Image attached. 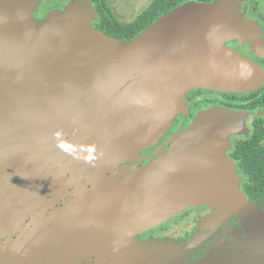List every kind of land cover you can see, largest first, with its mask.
Returning <instances> with one entry per match:
<instances>
[{"label": "water", "instance_id": "1", "mask_svg": "<svg viewBox=\"0 0 264 264\" xmlns=\"http://www.w3.org/2000/svg\"><path fill=\"white\" fill-rule=\"evenodd\" d=\"M246 1L187 2L135 39L120 41L93 29L98 14L89 0L71 3L41 22L33 17L39 0H0V237L19 225L11 214L16 200L37 193L40 199L52 196L54 188L61 192L66 184L59 177L67 173L89 177L88 182L101 179L95 195L100 211L117 214L92 221L95 216L91 213L89 220L86 212L87 206L90 212L93 208L90 199L75 200L71 211L81 210L89 220L88 232L99 234L94 250L118 239L102 236V231H117L114 219L106 218L127 213V219L140 221V233L190 207L214 210L205 230L177 253L145 263L152 254L134 245V234L126 240V245L133 243L131 253L118 264H178L234 215L242 220V229L232 235L235 242L187 264H264L258 251L264 213L239 188L226 155L230 136L245 129L242 113L222 108L201 113L166 140L167 151L158 148L156 159L138 163L141 153L156 147L185 111L189 91L255 89L260 69L226 47L239 39L261 50L242 12ZM44 137L53 138L57 147L38 156L35 170L30 162ZM43 157L53 169L42 163ZM133 161L137 164L121 167ZM14 185L18 187L3 197L1 190ZM33 237L29 234L14 252H0V264L35 260Z\"/></svg>", "mask_w": 264, "mask_h": 264}, {"label": "flooded vegetation", "instance_id": "2", "mask_svg": "<svg viewBox=\"0 0 264 264\" xmlns=\"http://www.w3.org/2000/svg\"><path fill=\"white\" fill-rule=\"evenodd\" d=\"M78 0H39V5L33 17L41 22L54 11H63L71 3ZM98 14V19L93 22L96 29L100 15L96 9L95 0H89ZM213 1V0H212ZM111 4V3H110ZM264 2L256 4L248 0L243 4V11L246 18L255 25L256 42L261 45L260 52L249 42L239 39L226 43V47L240 53L244 58L253 62L261 71L260 81L256 83L255 89L243 93L221 92L216 90L194 89L186 95L185 115L186 124L179 128H187L190 122L201 113L218 108L228 109L233 112L242 113L245 120V129L240 134L235 133L230 136L231 147L226 155L235 167L236 175L239 179V188L246 198L257 204L264 211ZM259 7V10H258ZM111 8L113 9L112 5ZM114 10V9H113ZM115 14V12H114ZM116 16V14H115ZM118 19V17L116 16ZM183 115V114H181ZM180 115V116H181ZM191 121L188 123V121ZM176 134V132H174ZM172 134L171 136H173ZM170 136V137H171ZM167 148V147H166ZM161 149V148H160ZM165 150V148H164ZM157 149L145 152L141 155L139 166L148 164L151 159H155ZM47 166L53 165L50 161ZM137 164V161L122 164L121 167H129ZM53 169V166L50 167ZM75 170V169H74ZM60 176L62 184L66 187L61 192H54L48 197L40 193L25 195L23 200H16V207L11 214L17 217L18 227L8 231L0 237V252H14L33 234V252L38 256L35 260H26L25 264H105L108 261L118 259L121 252L117 248L111 254L97 255L99 251L92 249L101 240L96 237L92 239L87 222L92 215L87 206L86 212L90 214L87 220L80 210L73 213L72 207L75 200L90 199L93 210L100 207L99 200L95 195L101 190V179L88 182L89 177L77 179L75 176L64 173ZM113 177H109L111 181ZM64 182H63V181ZM72 182V183H71ZM51 183V182H50ZM49 189L51 186L48 187ZM62 189V186L57 188ZM15 202V200H14ZM20 203V204H19ZM11 203L8 210L14 206ZM213 210L209 207H193L185 210L176 218L158 227L137 234L139 242L156 240L168 242L172 240L177 244H182L191 238L199 229L202 221L211 218ZM96 220L95 217L92 221ZM173 224L168 230L167 225ZM242 227L241 217L234 215L225 225L214 233L203 245L194 251L189 257L198 260L204 257V248H209L217 238H223L232 228ZM89 233V240H86V233ZM85 235V240L83 239ZM126 245V241L122 244ZM123 249V248H122ZM32 250V247H31ZM88 250V251H87ZM88 252H92L88 255ZM108 259V260H105ZM109 264V263H108ZM112 264V263H110ZM118 264V263H117Z\"/></svg>", "mask_w": 264, "mask_h": 264}, {"label": "rangeland", "instance_id": "3", "mask_svg": "<svg viewBox=\"0 0 264 264\" xmlns=\"http://www.w3.org/2000/svg\"><path fill=\"white\" fill-rule=\"evenodd\" d=\"M108 1L111 3V5H112V7L114 9V12H115V14H116V16L118 17L119 20L121 22H123V23H130V22L134 21L140 14H142L150 6V4L154 0H108ZM250 1L255 2L256 4H260V3L262 4V2H264V0H250ZM243 4H242V12H243V14H244V16L246 18V15H245V13L243 11ZM258 10H259V7H258ZM246 20L251 24V27H253V28L255 27V25H253L247 18H246ZM93 22H92V25H93ZM185 108H186V104H185ZM181 114H183V115H181ZM184 115H185V111L183 113H180L172 121L171 128L166 132V136L159 141L158 145L156 147H154L155 149L161 148V151H163V152L167 151L168 150V146L165 145L166 140L171 138L172 137L171 135L174 134V132L181 133V132H183L185 129H187L191 125V122H190L191 119H190L188 121V123L190 122V125L187 128H184V130H182V128H179V126L181 124H183V123L186 124L187 117H184ZM79 123L80 122H78V123L76 122L74 124V130L75 131H77L79 129ZM60 146L62 147V145H60ZM36 147H37V150H36L37 152L34 154L35 156L30 162V164H32L31 167L34 168L35 170H37V166H38L37 165L38 156L46 155L48 153V151H50V149H54L57 146H56V143L54 142L53 138L44 137L37 144ZM164 148H165V150H164ZM151 149H153V148H150V149H148L145 152H148V151L151 152ZM145 152H142L141 155L143 153H145ZM156 154H157V152H156ZM43 159H44V157H43ZM151 160H153V159H151ZM42 163L43 164L46 163L45 159L43 160ZM39 165H41V164H39ZM41 166H42L41 167L42 168V172L43 171L46 172L45 166L44 165H41ZM47 173H48L49 176H51V173H49L48 171L46 172V174ZM37 180L41 181V178L38 177ZM17 187H18V185H14L11 188L2 189L1 193H2L3 197H6L7 195H9ZM19 189L22 190L20 187H19ZM120 195H122V194H120ZM113 204H115V202H113ZM132 204L133 203L128 202L127 207L131 208ZM190 208H193V207H190ZM190 208H187V209H190ZM260 210L262 211V213H264V211L262 209H260ZM91 212L95 216V218H97V219L101 218L102 216L107 217V215L109 213L112 214V215L116 214L115 211H110L107 214H102L101 211H100V208H97L96 210H93V208H92ZM121 213H122L121 209L119 208V215ZM126 214L121 215V216H115V217H110V218L104 219V221L105 220L114 219V225H115V227H117V231H114V230L102 231V236L106 237L107 239L112 238V237H114L115 239H117V238L118 239L116 241L103 243L104 247L96 253L97 255L101 256V255H104V254H111V253L114 252L115 249L121 247V244L124 243L127 240V237L131 238L135 234L134 236H135V239H136L137 234L142 233V232L137 233L141 229L140 228V221H135V220L131 221V220L126 218ZM180 214H178L177 216H179ZM213 214H214V210H213ZM177 216H175L173 218H176ZM260 216H261L262 222H264V215H260ZM173 218H171L170 220H172ZM210 219H212V217L206 219V221H204V222L202 221V223H201L199 229L197 230V232L191 238L185 240L182 244H177V243L173 242L172 240H169L166 243H164V242L162 243V242L156 241V240H151V241H148V242H139L136 239V243H134V245L136 247H138V248H146V250H144V251H148V253L152 254V256H150V257L148 256V259L143 260L145 263L148 262L149 260L158 259V258H161L162 256H165V255H171V253H173V254L177 253L178 251L181 250L182 247H184V245L187 244V242H189L190 240L194 239V237H196L197 235H199L201 232H203L205 230L206 225L208 224L207 222ZM170 220H168V221H166L164 223H167ZM241 222H242V220H241ZM130 223L133 225V227H132V225H130ZM172 227H173V224L167 225L168 230L172 229ZM241 229H242V227L240 229L232 228L231 230H229V232L227 233V235L225 237L217 238L211 244V246L209 248H204L203 249V252H204V257L203 258L198 259V260H192L190 257H188L187 260H182L178 264H187L189 262L194 263V262H200L201 260H204L207 257L208 254L216 252V250L218 249L219 245L230 244L231 242H235L233 237H232V235H234L237 231H239ZM85 233H86V240H89V233H87V232H85ZM90 235H95V237H97L99 234H97V235L96 234H90ZM259 238H260L259 242H263L262 247L258 250L259 251V256H260L259 259H260V262H262L263 261L262 257L264 256V251H263V246H264V227L262 228V231H261V233L259 235ZM83 239L85 240V235L84 234H83ZM133 247H134L133 243L125 245L123 249L121 248V253H120L121 256L119 255L118 259H115L114 261L113 260L112 261H108L105 264H108V263L109 264L110 263L117 264V263H119L121 259H123L124 257H126L127 255H129L131 253ZM91 253L92 252H88V255H91ZM123 255H125V256H123ZM105 260H108V259H105Z\"/></svg>", "mask_w": 264, "mask_h": 264}, {"label": "trees", "instance_id": "4", "mask_svg": "<svg viewBox=\"0 0 264 264\" xmlns=\"http://www.w3.org/2000/svg\"><path fill=\"white\" fill-rule=\"evenodd\" d=\"M95 2L100 15L96 30L103 32L109 38L129 41L135 39L161 16L187 2L210 3L212 0H154L130 23H123L116 18L108 0H95Z\"/></svg>", "mask_w": 264, "mask_h": 264}, {"label": "bare ground", "instance_id": "5", "mask_svg": "<svg viewBox=\"0 0 264 264\" xmlns=\"http://www.w3.org/2000/svg\"><path fill=\"white\" fill-rule=\"evenodd\" d=\"M114 123V122H113Z\"/></svg>", "mask_w": 264, "mask_h": 264}]
</instances>
